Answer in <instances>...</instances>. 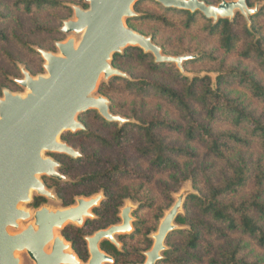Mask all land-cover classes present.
<instances>
[{
	"label": "trees",
	"instance_id": "trees-1",
	"mask_svg": "<svg viewBox=\"0 0 264 264\" xmlns=\"http://www.w3.org/2000/svg\"><path fill=\"white\" fill-rule=\"evenodd\" d=\"M202 1L216 5L208 0ZM247 3L249 7H255L253 0H247ZM152 4L159 9L152 10L150 7ZM12 5L16 10L29 14L36 9L60 7L72 12L75 4H68L63 0H12ZM82 8L87 9L89 5L85 3ZM134 11L136 15L127 19V25L138 33L145 35L132 27L131 22L136 19L160 22L168 27L180 25L187 31L199 29L217 39L225 53L237 52L240 58L255 62L264 72V4L260 6L258 12L248 18L236 11L232 20L219 18L216 22L207 18L201 11L191 12L165 7L156 1L139 0L134 5ZM5 17L3 4L0 2V20ZM37 26L39 29H45L42 25ZM0 39L4 41L9 39L3 27H0ZM152 41H155L153 37ZM20 42L23 45L27 44L22 39ZM161 49L163 54L171 55L164 47ZM31 50L36 52L34 49ZM194 55L196 57L183 62L184 72H181L174 63H157L151 52H145L139 46H128L121 53H116L112 59L114 68L124 72L125 70L121 65L119 68L117 63L134 58L145 64L152 74L165 75L166 79H161L157 75L137 76L125 71L126 77L113 76L109 81L101 83L100 90L114 89L116 82L122 81L124 88L139 97L156 94L165 102L172 104L178 111L180 119H171L162 109L146 113L144 110L134 108L132 114L120 115L108 98L110 112L128 121L120 125L119 122L105 120L97 113L105 127L110 130L109 135L94 131L80 120L85 129L79 130L74 136L87 135L101 147L118 150L119 156L104 158L96 152L85 153L84 150L83 152L80 150L83 155L77 158L53 155L60 163L62 174L77 178V181L73 182L45 178L47 188H55L58 197L64 198L62 192L69 184L87 188L80 194L85 198L96 196L100 192L103 194L101 204L93 210L95 214L93 219H88L81 228L68 225L62 231L67 239H73L72 236L79 238L83 245L85 235H91L97 230L121 222L119 215L126 199L140 201L136 194L131 193L129 187L116 186L117 176L120 174L130 177L150 176L141 171L138 164H134L136 157L126 153L125 146H132L131 150L135 155L145 159L154 169L170 173L169 180L162 187L164 195L169 199L168 207L160 209L153 220L154 223L150 225L148 218L140 215L146 210V203L132 213L136 214L137 218L130 236L134 239L142 238L145 242L144 247H134L132 243L122 242L124 235L117 236L118 242L122 243L120 249L108 240L102 242L101 248L113 257V264L144 263L145 257L141 250L151 249L153 239L150 235L157 231L166 211L176 201L174 193L180 192L186 181H191L194 191L185 198L183 211L175 219V224L181 228L167 236L165 242L167 248L162 252L163 257L158 264H188L212 253L209 264H258L248 261L243 256L245 245L241 242L216 247L210 238L225 237L229 233L238 232L264 248V160L262 157L253 159L247 154V150L254 143L264 152V111L253 107L251 103H246L242 99L243 94L233 95V91L229 89V84L236 82L249 93L250 97L264 104V82L254 70L239 64L227 65L225 60H220L213 52L200 51ZM203 61L218 62L215 77L211 74L193 76L186 74L189 73L187 69L189 63ZM168 77L177 82L178 86L172 84ZM101 95L106 97L104 94ZM90 112L96 111L91 110L87 113ZM216 121H225L229 128L217 127ZM161 129L182 133L188 141H199L216 162L211 166L197 163L195 149L190 144L168 143L166 137L161 134ZM67 137L64 135L62 138L71 145ZM87 162H91L88 165L93 169L80 173L79 165ZM216 163H220V166ZM76 200L75 198L64 201L63 207L75 205ZM47 201L45 197L36 196L33 206L39 207ZM81 247L84 246L79 242L75 245L74 242V249L85 260L88 255L86 251L82 252Z\"/></svg>",
	"mask_w": 264,
	"mask_h": 264
},
{
	"label": "water",
	"instance_id": "water-1",
	"mask_svg": "<svg viewBox=\"0 0 264 264\" xmlns=\"http://www.w3.org/2000/svg\"><path fill=\"white\" fill-rule=\"evenodd\" d=\"M85 1L89 8L73 6L74 19L65 21L61 27L65 34L81 35L80 41L76 42L71 37L57 42L58 54L39 49L47 74L34 77L22 68L23 78L16 81L27 90L26 94L5 90L0 97V264H20L17 253L22 251L27 252L35 264H80L74 253L66 252L69 245L64 244L55 231L68 223L82 226L86 218L93 217L92 209L98 206L102 194L79 197L77 203L68 208L43 206L35 213L21 206L31 201L32 191L56 199L40 176L58 180L66 177L58 171L59 162L44 156V153L66 154L73 158L80 156L79 151L62 142L60 137L64 132L85 129L79 121L82 113L97 110L107 121L119 122L120 125L128 121L110 112L106 97L95 95L102 78L127 76L112 66L113 56L128 46H139L145 52H151L157 63H174L181 72L183 62L196 57L164 55L151 36L129 27L126 21L136 15L134 5L139 0ZM154 1L165 7L201 11L214 22L219 18L232 20L236 11L248 18L260 8V3L249 7L247 0H222L217 5L206 4L202 0ZM189 193L191 190H183L176 195L175 203L152 234L154 243L145 253L143 264H158L162 259V252L167 248V236L180 228L175 219L183 211V203ZM134 208L131 204L125 205L121 209V223L87 237L91 254L88 264L114 263L113 257L102 251L99 244L108 240L120 246L115 236L133 230ZM32 218V223L19 230L20 221ZM11 228L18 232H10ZM52 240L54 246L48 254L44 248Z\"/></svg>",
	"mask_w": 264,
	"mask_h": 264
},
{
	"label": "rangeland",
	"instance_id": "rangeland-1",
	"mask_svg": "<svg viewBox=\"0 0 264 264\" xmlns=\"http://www.w3.org/2000/svg\"><path fill=\"white\" fill-rule=\"evenodd\" d=\"M63 1L68 4H75L74 6H79L81 8L84 7L85 3H87L85 0H63ZM208 1L217 5L219 0H208ZM253 1L255 6L257 5V3H260V6L264 4V0H253ZM0 2L3 4V11L6 15L4 19L0 20V27L5 28L7 35L9 37L7 41L0 39V97H3V93L5 90H9L13 93L26 94L27 90L24 87H22L20 84H18V82L16 81L17 79L23 78L22 68L27 69V71L31 72L34 77L40 74H44V75L47 74L46 70L44 69L45 60L43 59L41 53L39 52V49L43 48L45 49V51L58 54L59 50L56 46L57 42H64L71 37H74L76 42L80 41L81 35H76L74 33L65 34L61 31V27L63 26V23L65 21L74 19V9L72 10V12L62 7L54 8V9H36L32 13L26 14L20 10H16L12 5V0H0ZM150 7L152 10L155 11L159 9L157 6H154L153 4ZM37 25H42L43 27H45V29L44 30L39 29ZM131 25L137 31L145 33L146 36L153 37L155 39L154 42L156 43V45H158L159 47L160 46L164 47L168 52H170L171 54L170 56H179V54L183 55L184 53H190L194 55L200 53V51L213 52L217 55V57L220 60H225L227 65L239 64L242 65L243 67H247L249 69L254 70L258 74L259 78H261L262 81L264 82V72L257 66L255 62L250 60L248 61L243 60L242 58L239 57L237 52L230 54L225 53L224 50L219 46L217 39L209 36L207 33L203 32L202 30L194 29L187 31L180 25L174 27H168L160 22L142 21L138 19L133 20L131 22ZM49 29H53V30H49ZM20 39L24 40L27 44L23 45L20 42ZM31 49H34L38 53L33 52ZM175 53H179V54H175ZM217 64L218 62H214V61L189 63L187 65V69L189 73L186 74L191 76L197 74L198 75L211 74L213 77H215L217 74L215 70ZM119 65H121V67L125 71L132 72L137 76L149 75L151 77H154L155 75H157V74L155 75L152 74L149 68L145 64H142L139 60L134 58L126 60L124 63L122 61L117 63V66L120 68ZM125 71L123 73H125ZM157 77H160L161 79H166L165 75L162 76L157 75ZM110 79L108 80H105L104 78L101 79L95 95L104 94L107 99L109 98L114 104L115 110L117 111L118 114L120 115L123 114L126 116L130 115L133 113L132 109L134 108L138 110H144L146 113H151L158 109H162L163 113L164 114L166 113L171 119H175V120L180 119L178 111L172 104L165 102V100H162L156 94H148L139 97L137 96L136 93L130 91L129 89L124 88L123 86L124 83L122 81L116 82L114 89L105 88L104 90H100L101 83L103 81L105 82L109 81ZM167 79H169V81H171L172 84H174L175 86H178V83L175 81L173 82L171 78L168 77ZM229 85H230L229 89L233 91V95L239 96V94H243L242 99L246 103H251L253 107L259 109L260 111H264V104L250 97L249 93L243 90V87L238 85L236 82L230 83ZM93 111L96 112L87 113L88 112L87 111L85 113H82L79 116V121L81 120L83 123L90 126L96 132L103 133L104 135H109L110 130H108L105 127L101 118L97 116V113L99 114V112L97 110H93ZM215 125L223 129L229 128V125L225 121H216ZM160 132L162 135L166 137L168 143L190 144L193 147V149H195L196 159L195 158L194 159L197 163L203 164L205 166L208 165L211 166V164L213 165L214 162H216L213 159V157L210 154H208L206 147H204L199 141H188L182 133L173 132L167 129H161ZM75 133L76 132H64L61 135L60 140L62 142H65L62 137L64 135L68 136L67 138L70 139V140L68 139L71 144L70 146H72L75 150L79 151L80 156L83 155L80 150H82V152L84 150L85 153L96 152L98 155L104 158L106 157L115 158L118 157L120 154V152H118V150L116 149L110 150L101 147L97 143V141H95L93 138L88 137L87 135L74 136ZM131 147L132 146L130 145L124 147L126 148V153L134 155L136 157V159H134V164H138L141 168V171L146 172L150 176L130 177L125 174H120L119 176H117L116 186L118 188H123L125 186L129 187L131 193L133 195L136 194V196L140 201H136L134 199L125 200V205L131 204L135 207L133 211L139 209V207L143 203H146L147 205L146 210L142 211L140 215L148 218L149 224L151 225L152 223H154L153 220L156 214L160 212V209H167L168 207L169 199L166 197V195H164V191L162 187L163 185H165L164 183H166V181L169 180L170 173L168 171L154 169V167H152L150 163L147 162L145 159L135 155L134 151L131 150ZM247 154L249 157L253 159L262 157L264 160V152L259 148V146L256 143H254L252 147L247 150ZM53 155H66V154H56V153L52 154L50 152L44 153V156L52 157L56 159ZM181 161L183 162L184 160L182 159ZM88 164H91V162H87L84 163L83 165H79L80 173L93 169ZM216 164L220 166V163H216ZM59 167H60V163L58 166V171L60 172ZM64 176L66 178L64 180H59V181H63V182L77 181V178L73 179L70 176L67 175ZM45 178L56 179L47 175L40 176V179L42 181H44ZM85 190H87V188L74 187L72 186V184H69L66 190L62 192L64 196V198L62 199L60 196H59L60 198L58 197L57 193L55 192V188L51 187L50 191L54 194L56 199L48 198L47 204L45 206L50 209L65 208L63 207L64 201H71L72 199L83 197L80 196V194L82 193V191ZM183 190H188V191L191 190V192L194 191L192 188L191 181H186L181 191L178 193H174V197L180 194ZM99 194L102 193L100 192L97 195ZM36 195L38 194L33 193L31 201L29 203H24L21 207L27 210H31L32 212L35 211V209H33L34 207L32 205V202L33 199L36 197ZM151 203L153 204L151 205ZM132 217H133V222H132V226H133L137 216L136 214L135 215L132 214ZM33 221H34L33 218L26 221H20L19 230L24 229L25 227H27L28 224L32 223ZM178 229H176L175 231H177ZM16 231L17 229H13V228L10 229V232L12 233ZM133 231H134V226H133V230L130 233L120 234V235H124L123 239H121L122 242L126 244L132 243L134 247L135 246H139L140 248L144 247L145 242L142 238L136 237L134 239L130 236L133 233ZM152 234L150 235V237L153 239ZM210 239L213 242V244L216 245V247L220 245H229V244L235 245L238 242H241L242 245H245V249L243 250V256H245L248 259V261L258 262V264H264V248L258 246L257 243H255L254 241H252L242 233H238V232L229 233L225 237L214 236L211 237ZM119 243H120L119 246L120 249L122 247V243L121 242ZM153 243H154V239H153ZM147 251L148 250H143V249L141 250V253L145 257L144 258L145 260H146L145 253ZM211 255L201 256V258L190 261L188 264H209ZM17 256L20 258V264H34L32 259L25 251L18 252ZM106 264H110V263H106Z\"/></svg>",
	"mask_w": 264,
	"mask_h": 264
},
{
	"label": "flooded vegetation",
	"instance_id": "flooded-vegetation-1",
	"mask_svg": "<svg viewBox=\"0 0 264 264\" xmlns=\"http://www.w3.org/2000/svg\"><path fill=\"white\" fill-rule=\"evenodd\" d=\"M44 182V181H43ZM44 184H45V182H44ZM45 186H46V184H45ZM46 188H47V186H46ZM47 189H49V188H47ZM50 190V189H49ZM34 193H36V192H34ZM36 196H42V195H36ZM42 197H45L46 199H48V197H46V196H42ZM35 199V198H34ZM34 199H33V202H34ZM50 199V198H49ZM102 201V200H101ZM101 201L99 202V204H98V206L101 204ZM33 202H32V205H33ZM76 203H77V200H76ZM47 203H43L42 205H40L39 207H34L33 209H35V211H37V210H39V209H41L43 206H45ZM71 207V206H70ZM97 206H95L94 208H96ZM68 208V207H67ZM94 208L92 209V214H93V217H88V218H86L85 219V223L82 225V226H79V225H77V224H74V223H68L67 225H65V227L64 228H61V229H57L56 230V233L58 234V232H59V234H58V236H60V238L64 241V244H66V245H69V250L72 252V253H74L75 254V256H76V258L78 259V261L80 262V264H88L89 263V261H90V259H91V254H90V249H89V242H88V240H87V237H89V236H93L97 231H99V230H97V231H95L93 234H91V235H85L84 236V245L81 243V240L79 239V238H75V237H73L72 236V238L74 239V241H73V239H71V240H69V239H67L64 235H63V233H62V231L68 226V225H74V226H77V227H83L85 224H86V222H87V220L88 219H93L94 217H95V214H94V212H93V210H94ZM122 209V208H121ZM31 211V210H30ZM35 211H31L32 213H35ZM120 214H121V211H120ZM120 216V215H119ZM121 219V218H120ZM121 223V222H120ZM110 227V226H109ZM60 230V231H59ZM100 230H102V229H100ZM18 232V231H17ZM120 235V234H119ZM117 236L118 235H116L115 237H116V239H117ZM104 240H102L101 242H100V244H99V247H100V249L102 250V248H101V244H102V242H103ZM118 241V240H117ZM74 242H75V245H78V242H79V244H81L82 246H84L83 248L81 247V249H82V252L83 251H86L87 252V258L84 260L79 254H78V252L74 249ZM110 242V241H109ZM112 243V242H111ZM113 244V243H112ZM115 245V244H114ZM53 246H54V240H52V241H50L46 246H45V248H44V250H45V252L46 253H48V254H50L51 252H52V249H53ZM116 246V245H115ZM117 247V246H116ZM102 251H104V250H102ZM23 252V251H22ZM105 252V251H104ZM106 253V252H105ZM28 254V253H27ZM110 255V254H109ZM111 256V255H110ZM30 257V256H29ZM33 261V260H32ZM34 262V264H35V261H33ZM111 264V263H110ZM113 264V263H112Z\"/></svg>",
	"mask_w": 264,
	"mask_h": 264
},
{
	"label": "bare ground",
	"instance_id": "bare-ground-1",
	"mask_svg": "<svg viewBox=\"0 0 264 264\" xmlns=\"http://www.w3.org/2000/svg\"><path fill=\"white\" fill-rule=\"evenodd\" d=\"M34 192H35V191H32V194H33ZM32 194H31V195H32ZM23 209H24V208H23ZM26 210H27V209H26ZM69 222H70V221H69ZM55 235L58 236V234L56 233V231H55ZM66 252L71 253V251H70L69 249H66Z\"/></svg>",
	"mask_w": 264,
	"mask_h": 264
}]
</instances>
